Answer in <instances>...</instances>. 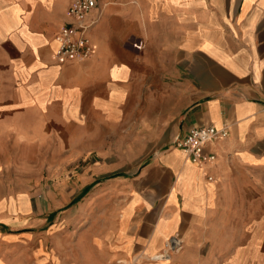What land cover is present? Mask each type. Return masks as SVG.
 I'll use <instances>...</instances> for the list:
<instances>
[{
  "label": "crops",
  "instance_id": "1",
  "mask_svg": "<svg viewBox=\"0 0 264 264\" xmlns=\"http://www.w3.org/2000/svg\"><path fill=\"white\" fill-rule=\"evenodd\" d=\"M70 3L0 0V129L15 144L46 138L63 163L91 152L144 163L114 180L109 216L64 233V244L50 235L47 264H130L161 256L175 233L185 244L172 264H257L228 227L264 204V0H98L87 18L93 55L57 63ZM211 124L230 127L213 161L174 146ZM8 245L0 233V264H18L24 252Z\"/></svg>",
  "mask_w": 264,
  "mask_h": 264
},
{
  "label": "rangeland",
  "instance_id": "2",
  "mask_svg": "<svg viewBox=\"0 0 264 264\" xmlns=\"http://www.w3.org/2000/svg\"><path fill=\"white\" fill-rule=\"evenodd\" d=\"M49 131L56 138H62L56 148L63 151L66 147L64 130L57 127ZM44 132L47 133L48 129ZM11 135L10 130L0 129V233L8 235V248L24 252L23 258H16L18 264H31L32 260L33 264H47L51 234L56 233L57 239L64 244V233L75 235L87 221L109 216L111 202L116 199L113 193L118 188L114 180L118 177L129 179L144 163V158L141 161H103L95 152L63 163L52 159V146L46 143V138L41 137L39 145L15 144ZM138 147L134 146L136 154ZM155 147H151V153ZM100 167L106 169L99 171ZM64 182L70 190L64 187ZM253 211L256 218L248 217L247 224L234 218L228 233L233 240L245 243L243 248L249 254H255L257 264H264V204L263 208ZM176 240L177 245L180 243L178 247L173 242ZM200 243L199 248H207L206 241ZM184 244L182 235L175 233L166 241L164 251L157 253H163V259L156 254L150 258H136L130 264H147L149 261L172 264L167 257L171 259L180 253ZM179 247L180 250L176 251ZM28 251L31 256L26 253Z\"/></svg>",
  "mask_w": 264,
  "mask_h": 264
},
{
  "label": "built area",
  "instance_id": "3",
  "mask_svg": "<svg viewBox=\"0 0 264 264\" xmlns=\"http://www.w3.org/2000/svg\"><path fill=\"white\" fill-rule=\"evenodd\" d=\"M97 6L98 0H71L66 10V19L54 38L56 47L53 57L57 63L85 60L93 55L94 45L88 30L96 20L87 18L91 10ZM229 134L230 127L227 124L195 126L184 136L176 138L173 144L181 149L190 161L211 162L216 155L210 147L216 141L227 138ZM208 179L211 177L208 176ZM173 242L176 245V241Z\"/></svg>",
  "mask_w": 264,
  "mask_h": 264
},
{
  "label": "bare ground",
  "instance_id": "4",
  "mask_svg": "<svg viewBox=\"0 0 264 264\" xmlns=\"http://www.w3.org/2000/svg\"><path fill=\"white\" fill-rule=\"evenodd\" d=\"M177 243H178V240H176V245H175L176 247H178V246L180 245V243H179V245H177ZM168 245L171 246V245H170V242H168ZM175 246L172 247V248H175ZM180 248H181V247H179L178 249H176V251L180 250ZM162 254H163V253H161V256H159L158 258L163 259L164 254H163V255H162ZM166 257H167V255H166Z\"/></svg>",
  "mask_w": 264,
  "mask_h": 264
}]
</instances>
